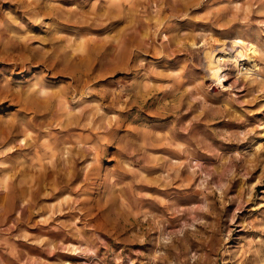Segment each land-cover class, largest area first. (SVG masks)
<instances>
[{
	"label": "rangeland",
	"instance_id": "1",
	"mask_svg": "<svg viewBox=\"0 0 264 264\" xmlns=\"http://www.w3.org/2000/svg\"><path fill=\"white\" fill-rule=\"evenodd\" d=\"M0 264H264V0H0Z\"/></svg>",
	"mask_w": 264,
	"mask_h": 264
},
{
	"label": "bare ground",
	"instance_id": "2",
	"mask_svg": "<svg viewBox=\"0 0 264 264\" xmlns=\"http://www.w3.org/2000/svg\"><path fill=\"white\" fill-rule=\"evenodd\" d=\"M220 52H225V50L222 49V50H220ZM245 60H250L249 51H247V50L242 51L235 59V61L237 63H239L240 61H245ZM45 90L46 89L43 87L42 91H45ZM45 98H47V100H51L52 96L49 95V97L46 96ZM65 110H66V108H65Z\"/></svg>",
	"mask_w": 264,
	"mask_h": 264
}]
</instances>
